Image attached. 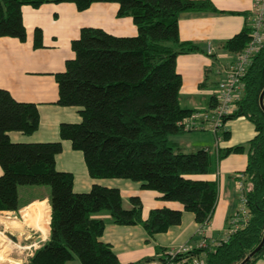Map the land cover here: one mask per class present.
I'll use <instances>...</instances> for the list:
<instances>
[{
  "label": "trees",
  "instance_id": "obj_1",
  "mask_svg": "<svg viewBox=\"0 0 264 264\" xmlns=\"http://www.w3.org/2000/svg\"><path fill=\"white\" fill-rule=\"evenodd\" d=\"M49 0H0V38L24 42L26 30L21 8H37ZM72 3L84 11L94 3L118 5L117 17L130 18L137 29L134 37H116L101 29L82 28L71 42L74 58L65 70L54 74L57 105L78 107V124H61L59 137L82 154L92 179H121L141 184L159 194L158 199L177 202L205 227L213 216L218 198L216 181L194 180L211 170L208 148L181 152L170 141L190 131L178 122L192 110L179 104L182 78L176 72L179 55L199 48L182 42L178 18L186 12H215L209 0H52ZM249 29L228 40L225 47L240 53L249 41ZM42 47V33L33 32V48ZM243 95L227 121L243 118L255 131L244 145L216 151L217 161L231 154H245L242 173L248 219L225 241L193 255L205 253L207 264H240L261 242L264 234V44L252 58L242 78ZM215 105L216 96L211 98ZM213 105L212 108L215 106ZM39 126L37 107L15 101L0 89V211L17 212L18 188L47 186L49 191V236L28 264H121L109 244L100 241L106 220L118 226L140 225L148 236L165 233L181 223L182 211L152 209L142 218V202L130 197L129 209L122 206L118 189L93 185L88 192L73 190L71 173L56 170L60 142L14 143L10 133L31 135ZM228 140L229 132L219 134ZM45 213V211H43ZM45 219V218H44ZM43 219V220H44ZM264 256V244L245 264ZM150 260V259H149ZM147 260L135 264L144 263Z\"/></svg>",
  "mask_w": 264,
  "mask_h": 264
},
{
  "label": "crops",
  "instance_id": "obj_2",
  "mask_svg": "<svg viewBox=\"0 0 264 264\" xmlns=\"http://www.w3.org/2000/svg\"><path fill=\"white\" fill-rule=\"evenodd\" d=\"M209 1L215 7V12H186L178 18L180 41L193 43L199 48L195 53L176 58V72L182 78L179 104L186 110L204 111L215 105L211 98L215 96L219 82L226 77L237 57V53L230 52L225 44L244 29H250L253 0ZM117 10L118 5L114 3H94L86 10L78 11L72 3H53L52 0L37 8H21L26 40L20 42L14 38H0V89L8 91L17 102L34 104L39 113V126L31 135L12 132L10 139L14 143L60 142L62 150L55 157L56 170L73 175V190L76 193L88 192L93 185L118 189L125 209L130 208V197L141 200L143 219L152 209L182 211L178 226L153 236H148L140 225L118 226L111 223L109 216H101L106 220V226L100 241L110 245L121 264L158 258L184 244L193 247L201 238L207 239L208 245L213 247L225 241L235 228L232 222L240 209L237 176L242 175L247 163L245 154H231L217 161L215 149L244 145L251 140L255 131L248 121L243 118L227 121L224 131L229 132L230 137L228 140L221 139L218 144L215 136L201 127L186 132L191 134L188 141L175 142L179 151L181 144L193 151L208 148L213 158L208 174L191 176L194 180L216 181L218 184L214 213L203 227L202 235L199 233L201 225L196 223L192 213L183 211L182 205L177 202L159 200L158 193L142 189L140 183L90 178L82 154L72 150L70 142L59 137L61 124H78L81 117L78 107H60L56 104L58 87L54 74L63 72L66 61L74 58L71 42L79 38L82 28L101 29L116 37L137 35L132 20L118 18ZM35 29L42 33V47L38 49L33 48ZM28 187L18 188L17 212L0 211V214L13 215L33 205L38 220L36 217L30 219V227L26 228L40 232V238L45 237L47 232L49 234V191L35 186ZM24 193L28 198L22 201L20 195ZM35 243L38 244L37 240ZM255 264H264V256Z\"/></svg>",
  "mask_w": 264,
  "mask_h": 264
},
{
  "label": "built area",
  "instance_id": "obj_3",
  "mask_svg": "<svg viewBox=\"0 0 264 264\" xmlns=\"http://www.w3.org/2000/svg\"><path fill=\"white\" fill-rule=\"evenodd\" d=\"M249 26V41L246 47L237 54L235 63L227 71L226 77L217 86L215 94L217 99L216 105L209 110L193 111L181 119L178 122V126L184 131H192L201 127L207 129L215 136L216 144L221 140L219 134L224 130L223 120L233 112L236 102L241 99L243 95L242 78L250 66L252 58L264 44V0L252 1ZM237 179L236 185L240 209L232 222L235 228L231 233L239 228V219L242 220V226L246 224L248 219L247 201L243 194L242 175H238ZM200 227L199 233L202 235L203 227ZM208 246L207 239L201 238L193 247L184 244L167 251L158 258L147 260L141 264H207L205 253L193 255L192 252L195 250H204Z\"/></svg>",
  "mask_w": 264,
  "mask_h": 264
},
{
  "label": "rangeland",
  "instance_id": "obj_4",
  "mask_svg": "<svg viewBox=\"0 0 264 264\" xmlns=\"http://www.w3.org/2000/svg\"><path fill=\"white\" fill-rule=\"evenodd\" d=\"M191 138V134L184 133L177 136H171L170 141L174 145L175 148H177V144L175 145V142H181L182 141H188ZM185 145V144H184ZM181 149L180 151L183 152H193V150H189L186 145L185 147L183 144L179 146ZM36 188H45L47 190V186H35ZM30 188V186L28 187ZM33 195V194H30ZM22 201H25L28 198V195L25 193L22 194ZM30 211V212H29ZM38 220L37 214H35V209H33V205L29 206L28 208L23 209L19 213H15L13 215L8 214H0V248H3L8 243L10 245L11 252L7 253V259L9 263L11 264H28L29 258L33 255L34 251L39 248V245L36 242L37 238H40L41 234L40 232H32L29 231L26 226H28V221L30 219ZM15 218V219H14ZM206 226V225H205ZM30 227V226H28ZM9 232L13 235H15L17 242H12L6 235V233ZM49 234L47 232L46 240L48 238ZM41 239V238H40ZM2 240V241H1ZM46 240H43L45 242ZM37 244V245H36ZM76 262V261H75ZM7 262L3 264H9ZM75 264H79L76 262Z\"/></svg>",
  "mask_w": 264,
  "mask_h": 264
},
{
  "label": "water",
  "instance_id": "obj_5",
  "mask_svg": "<svg viewBox=\"0 0 264 264\" xmlns=\"http://www.w3.org/2000/svg\"><path fill=\"white\" fill-rule=\"evenodd\" d=\"M263 95H264V90L262 92V94L260 95V105L262 106V100H263ZM7 237L14 243H16V239L9 233H6ZM37 242H38V245L39 247L44 243L43 240H41L40 238H37L36 239ZM264 244V234H263V237H262V240L260 242V244L252 251L248 254V256L240 263V264H245L247 261L250 260V258L260 250V248L263 246Z\"/></svg>",
  "mask_w": 264,
  "mask_h": 264
},
{
  "label": "bare ground",
  "instance_id": "obj_6",
  "mask_svg": "<svg viewBox=\"0 0 264 264\" xmlns=\"http://www.w3.org/2000/svg\"><path fill=\"white\" fill-rule=\"evenodd\" d=\"M11 249L12 248L10 247L9 243L6 246H4L3 248H0V264H3L5 262L9 263V261H8V259L6 257L8 255L7 253L11 252ZM9 264H11V263H9Z\"/></svg>",
  "mask_w": 264,
  "mask_h": 264
},
{
  "label": "flooded vegetation",
  "instance_id": "obj_7",
  "mask_svg": "<svg viewBox=\"0 0 264 264\" xmlns=\"http://www.w3.org/2000/svg\"><path fill=\"white\" fill-rule=\"evenodd\" d=\"M7 233H9V232H7ZM9 234H11V233H9ZM11 235L16 239L15 235H13V234H11ZM16 242H17V240H16Z\"/></svg>",
  "mask_w": 264,
  "mask_h": 264
}]
</instances>
